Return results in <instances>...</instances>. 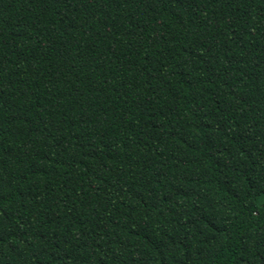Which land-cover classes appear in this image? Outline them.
Masks as SVG:
<instances>
[{
    "label": "trees",
    "instance_id": "trees-1",
    "mask_svg": "<svg viewBox=\"0 0 264 264\" xmlns=\"http://www.w3.org/2000/svg\"><path fill=\"white\" fill-rule=\"evenodd\" d=\"M0 264H264V0H0Z\"/></svg>",
    "mask_w": 264,
    "mask_h": 264
}]
</instances>
